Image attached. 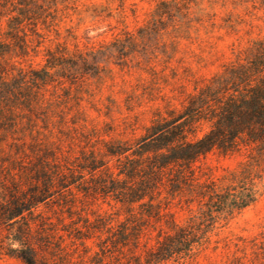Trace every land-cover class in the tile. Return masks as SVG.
<instances>
[{
  "label": "rangeland",
  "instance_id": "rangeland-1",
  "mask_svg": "<svg viewBox=\"0 0 264 264\" xmlns=\"http://www.w3.org/2000/svg\"><path fill=\"white\" fill-rule=\"evenodd\" d=\"M33 1L44 11L46 22L31 28L35 33L26 29V37L18 34L26 41L25 53L6 36L7 19L0 20V39L10 44L0 61L7 72L4 82L19 70L31 78L42 75L46 79L45 83L36 80V85L28 80L39 100L32 108L25 105L23 96L0 101L4 109L0 114V203L7 195L5 190L15 195L28 193L35 183V170L47 172L56 164L81 161L91 151L98 152L102 146L98 140L132 137L129 126L138 136L154 112L181 109L188 95L197 93L207 81L264 50V0H185L186 9L182 14L173 12L171 19L159 18L154 12L160 1L170 0ZM78 54L82 60L76 58ZM52 57L54 65L49 67L46 61ZM73 58L77 62L72 67L61 63ZM106 125L114 133L102 135ZM125 129V135L118 136ZM242 163L251 166L252 174L261 180L256 183L262 192L264 153L255 147L227 156L212 152L197 163V172L203 180L220 178L239 170ZM64 202L56 196L34 210V221L24 214L25 221L0 225V264H23L14 256L27 245L49 264L68 260L89 264L98 251V239L84 242L85 253L80 241L71 246L72 239L61 230L80 229L86 219L92 222L105 212L115 224L123 219L124 210L113 202L79 195L69 218ZM164 212L178 223L189 217L184 204L177 201ZM26 222L31 236L28 243H19L18 228ZM161 228H165L163 220L152 222L142 244L153 246ZM97 236L104 239V235ZM262 236L264 193L253 205L220 219L196 258L163 264H236V258L249 264L255 258L250 241H261ZM143 252L140 246L136 254L144 256ZM259 252L256 264L264 262Z\"/></svg>",
  "mask_w": 264,
  "mask_h": 264
},
{
  "label": "trees",
  "instance_id": "trees-1",
  "mask_svg": "<svg viewBox=\"0 0 264 264\" xmlns=\"http://www.w3.org/2000/svg\"><path fill=\"white\" fill-rule=\"evenodd\" d=\"M50 2L56 4L57 0ZM183 9H186L185 0L160 1L154 12L159 18L171 19L173 12L182 14ZM44 15L36 1L0 0V20L7 19L5 34L21 53H25L27 45L18 34L22 32L26 37V29L35 33L31 28L39 21L45 23ZM9 48L10 44L0 39V61ZM76 58L83 59L81 54ZM76 58L63 59L61 63L72 67L76 65ZM52 61L53 57L46 61L49 67L54 65ZM6 74L0 65V101L11 102L23 96L25 105L31 108L38 105L39 100L28 86V80L32 85H36V80L45 83L42 75L31 78L19 70L9 82H4ZM3 110L0 108V114ZM106 128L102 135L115 131L108 125ZM128 128L132 137L98 140L102 144L98 152L91 151L82 156L81 161L56 164L47 172L35 170V183L28 193L15 195L5 190L7 195L0 203V225L25 221L24 214L34 221V210L56 196L65 201L71 218L72 209H76L74 200L81 195L113 202L124 210L123 219L115 224H112V216L105 212L92 222L86 219L80 229L61 230L72 239L71 246L74 241H80L85 253L88 249L84 242L98 239V251L89 264H163L196 258L210 242V234L220 219L226 220L253 205L264 193V185L261 192L256 183L257 179L259 183L261 180L252 174L251 166L243 163L239 170L228 171L227 176L220 178L203 180L197 172V163L212 152L227 156L243 148L255 147L264 153V50L254 54L245 64L231 66L223 76L207 81L197 93L188 95L181 109L154 112L138 136H134L135 129ZM126 131L118 136L123 137ZM174 201L184 204L189 213L184 223L176 222L172 214L164 212ZM162 220L165 228L159 230L155 244L149 247L142 244L148 226ZM30 231V224L26 222L18 228L16 241L28 243ZM97 234L104 235V239ZM140 246L144 247V256L136 254ZM250 249L255 258L249 264H256L259 251L264 259V236L261 241L251 240ZM14 258L23 264H49V260L40 257L30 245ZM240 260L236 258L234 263L242 264ZM65 264L86 263L68 260Z\"/></svg>",
  "mask_w": 264,
  "mask_h": 264
}]
</instances>
